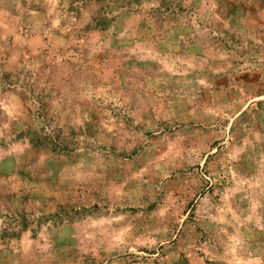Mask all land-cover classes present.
<instances>
[{"label": "rangeland", "instance_id": "rangeland-1", "mask_svg": "<svg viewBox=\"0 0 264 264\" xmlns=\"http://www.w3.org/2000/svg\"><path fill=\"white\" fill-rule=\"evenodd\" d=\"M0 264H264V0H0Z\"/></svg>", "mask_w": 264, "mask_h": 264}]
</instances>
